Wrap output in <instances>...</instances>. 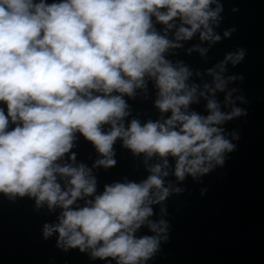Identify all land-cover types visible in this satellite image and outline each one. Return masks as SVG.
Returning <instances> with one entry per match:
<instances>
[{"label": "clouds", "instance_id": "9594fccd", "mask_svg": "<svg viewBox=\"0 0 264 264\" xmlns=\"http://www.w3.org/2000/svg\"><path fill=\"white\" fill-rule=\"evenodd\" d=\"M221 11L216 0H61L50 5L0 0V104L7 109L0 107V193L28 195L38 207L61 208L59 223L45 225V238L56 232L66 250L91 249L93 258L112 257L117 264H142L158 250L167 226L149 217L151 205L170 194L164 186L169 173L163 170L168 157L175 159L178 180L207 174L234 147L220 125L243 114L239 108L222 112L206 95L225 91L233 79L224 78L225 66L239 63L243 51L209 70L212 86L205 84L202 91L189 84L192 73L186 66L165 56L197 32L201 41L218 42L213 29ZM153 17L165 25L163 35ZM147 80L158 90L155 107L171 115L143 125L133 119L126 126L130 113L124 96L146 89ZM201 97L207 100V116L189 110ZM230 102L231 93L225 105ZM77 133L103 157L94 167L115 166L118 139L136 155L160 157L163 165L150 168L141 183L116 182L95 195L91 169L58 163L74 147ZM69 159L75 162V153ZM144 225L157 235L137 238Z\"/></svg>", "mask_w": 264, "mask_h": 264}, {"label": "water", "instance_id": "95a60500", "mask_svg": "<svg viewBox=\"0 0 264 264\" xmlns=\"http://www.w3.org/2000/svg\"><path fill=\"white\" fill-rule=\"evenodd\" d=\"M61 0H46L47 4ZM222 6L214 33L216 43L201 41L197 32L191 40L181 41V47L169 49L165 56L174 65L183 64L192 73L190 85L212 86L209 70L225 61L229 54L243 51V59L225 66L224 78H233L224 92L214 98L221 111L230 113L239 108L242 115L220 125L223 135L234 146L224 155L222 165H214L207 174L195 178L187 175L182 181L174 175L175 159L168 157L169 174L164 186L169 196L151 205L149 220L167 226L160 234L158 250L142 264H264V0H216ZM216 4L211 5L215 9ZM153 23L163 35L165 25ZM177 28L179 21H176ZM176 29L168 33L173 38ZM225 32H230L225 36ZM207 51L202 55L201 50ZM218 70V69H217ZM231 93V102L225 97ZM199 95V93H198ZM158 90L147 80L146 89H137L134 97L124 96L129 106L127 126L133 119L143 125L149 120L167 119L155 107ZM207 100L199 98L190 111L207 116ZM0 107L7 112L6 105ZM14 127V125L12 126ZM107 128V126H106ZM115 166L94 167L103 157L94 145L79 133L74 147L58 163L92 170L97 180V192L116 182L141 183L151 175L149 169L163 165L158 156L148 159L123 146L122 140L113 145ZM75 153V162L70 156ZM62 189L65 184L61 182ZM86 197L85 199H93ZM84 200L77 205L84 206ZM73 207H76L74 205ZM62 209H49L45 203L37 206L36 198L0 193V264H117L116 259L93 258L91 249H65L58 244L59 234L45 238V225H56ZM146 225L137 230V238L156 236Z\"/></svg>", "mask_w": 264, "mask_h": 264}]
</instances>
